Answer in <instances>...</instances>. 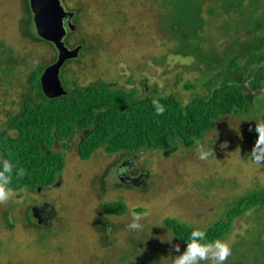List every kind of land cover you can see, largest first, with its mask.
I'll return each mask as SVG.
<instances>
[{"label": "rangeland", "instance_id": "obj_1", "mask_svg": "<svg viewBox=\"0 0 264 264\" xmlns=\"http://www.w3.org/2000/svg\"><path fill=\"white\" fill-rule=\"evenodd\" d=\"M60 2L65 10L79 15L80 33L75 28L73 36L84 38L93 49L91 53L79 52L76 60L80 63L73 62L65 68L78 85L104 81L141 93L142 82L147 79L148 85H155L161 93L173 92L189 98L191 93L184 89V84L198 78L201 71H189L185 61L188 58L177 60L169 56L173 46L164 39L165 32L159 30V4L142 0L134 4L131 0ZM81 7L84 11L77 12ZM20 20V0H0V38L5 44L29 55L32 62L40 54L51 58L47 49L35 56L21 39H12ZM210 35L207 31V39L218 38L216 33ZM17 71L20 82L0 88V123L6 121L10 111L19 108L22 82L28 70L20 65ZM131 78L134 84L128 85ZM259 124L260 121L248 120L246 116L226 118L200 142L213 152L206 160L198 158L197 146H181L169 154L143 151L127 161L98 150L89 160L81 161L76 154V139L70 151L60 149L65 153L66 165L55 185L20 197L12 193L0 203V264H172L179 254L172 245L179 244L181 251L185 246L162 228L165 218L206 229L228 203L264 189V162L253 163L250 157ZM249 139L253 144L248 143ZM125 162L131 163L127 170ZM132 173L144 178L130 188L124 182L118 186L121 177ZM118 200L128 210L120 217L107 218L115 228L109 230L106 238L112 244L106 245L101 240L102 233L94 228V220L100 216L102 204ZM43 204L53 208L56 216L35 227L32 217L27 214L25 218L26 209ZM134 208L145 210L139 231L127 227ZM257 216L264 217V212L246 214L237 220L224 240L232 247L247 239L245 232L256 226ZM28 221L33 225L28 226ZM129 236L134 238L131 243ZM170 237L171 243L167 241Z\"/></svg>", "mask_w": 264, "mask_h": 264}, {"label": "trees", "instance_id": "obj_2", "mask_svg": "<svg viewBox=\"0 0 264 264\" xmlns=\"http://www.w3.org/2000/svg\"><path fill=\"white\" fill-rule=\"evenodd\" d=\"M135 1L131 0L133 4ZM143 1L159 4V30L165 32L164 39L173 46L169 56L177 60L188 58V70L201 71L198 78L184 84V89L191 93L188 99L173 92L161 93L155 85L149 86L147 79L142 82L141 93L104 81L78 85L65 71L71 63H80L77 58L65 61L60 68L59 80L65 94L48 97L43 93L40 78L56 61L57 50L36 33L29 0H23L24 5L20 0L21 20L12 39H21L35 56L47 49L51 58L40 54L32 62L29 55L19 53L0 38V88L20 82V65L28 70L18 110L10 111L6 121L0 123V159H8L25 170L24 176L16 177L13 169L10 187L18 197L55 185L66 165L65 153L60 149L70 151L76 139V154L81 161L89 160L98 150L129 160L143 151L169 154L181 146L192 149L229 117L246 116L264 123V0ZM81 10L84 8L77 12ZM78 20L79 15L74 23L80 33ZM224 20L227 21L223 23ZM207 31L211 35L216 33L218 38L207 39ZM73 35L69 31L64 38L66 46H81L80 54L92 52L84 38ZM206 44L209 46L205 47ZM133 81L131 78L128 85H133ZM153 100L164 106L162 115H156ZM248 143L253 144L251 139ZM130 164L125 162L124 169ZM124 183L128 187L133 185ZM118 186H123V181ZM26 210L31 218L30 208ZM127 210L121 200L100 206L94 228L102 233L101 240L106 245L112 244L106 238L109 230L115 228L107 218L120 217ZM133 211L145 213L142 208ZM259 212H264V189L228 203L226 210L206 228L207 239L224 240L237 220ZM256 223L253 229L246 230L247 239L231 247L232 254L225 264H264V217L257 216ZM161 225L183 246L191 230L198 228L176 218H165ZM133 239L129 236L128 242Z\"/></svg>", "mask_w": 264, "mask_h": 264}, {"label": "clouds", "instance_id": "obj_3", "mask_svg": "<svg viewBox=\"0 0 264 264\" xmlns=\"http://www.w3.org/2000/svg\"><path fill=\"white\" fill-rule=\"evenodd\" d=\"M74 24V23H73ZM75 25V24H74ZM186 103V102H185ZM156 115H162L165 111L163 105L158 101L153 100ZM255 131L258 133L256 142L251 150L250 157L253 163L261 165L264 162V123L256 125ZM198 158L206 160L213 155L212 150H208L203 144L197 142ZM15 168V176L22 177L25 175V170L22 167H16L8 159H0V203L7 201L13 192L10 187L13 178V169ZM131 221L127 225L131 231L142 230L143 225L140 223L141 215L132 211ZM171 238L167 239L171 243ZM175 252L179 253L174 256L172 264H225L232 254L231 244L227 240L207 239V231L202 228H193L185 240L183 251L179 244L172 245Z\"/></svg>", "mask_w": 264, "mask_h": 264}, {"label": "water", "instance_id": "obj_4", "mask_svg": "<svg viewBox=\"0 0 264 264\" xmlns=\"http://www.w3.org/2000/svg\"><path fill=\"white\" fill-rule=\"evenodd\" d=\"M29 6L36 33L52 43L57 50L56 61L43 71L40 78L43 93L50 98L64 95L65 91L59 80L60 68L65 61L75 59L81 49V46L70 49L64 42L67 31L75 30L72 23L74 13L66 11L60 0H29ZM64 21H68L67 28Z\"/></svg>", "mask_w": 264, "mask_h": 264}, {"label": "flooded vegetation", "instance_id": "obj_5", "mask_svg": "<svg viewBox=\"0 0 264 264\" xmlns=\"http://www.w3.org/2000/svg\"><path fill=\"white\" fill-rule=\"evenodd\" d=\"M68 12L74 13V17L72 18V23H73L75 17L78 16V14H76L74 11L68 10ZM64 22H65V26L67 28L68 21H64ZM68 32L69 31H67V35H68ZM64 42H65V40H64ZM139 178L140 177H132V175H127V176L121 177L120 179L123 182L135 184L139 180ZM30 215L36 221V223L40 225L42 223L46 224L48 222L47 220L52 219L53 216L55 215V212H54L53 208L49 207L47 204H43L41 206H32L30 208ZM25 218H27L26 213H25ZM28 223H29V221H28ZM28 226H29V224H28ZM10 228H12V226Z\"/></svg>", "mask_w": 264, "mask_h": 264}]
</instances>
